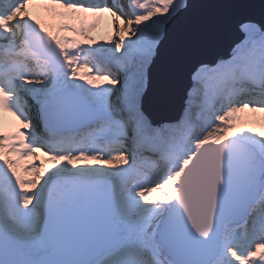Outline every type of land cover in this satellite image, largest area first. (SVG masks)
Here are the masks:
<instances>
[{"label":"snow or ice","instance_id":"snow-or-ice-1","mask_svg":"<svg viewBox=\"0 0 264 264\" xmlns=\"http://www.w3.org/2000/svg\"><path fill=\"white\" fill-rule=\"evenodd\" d=\"M0 264H264V0H0Z\"/></svg>","mask_w":264,"mask_h":264},{"label":"rangeland","instance_id":"rangeland-1","mask_svg":"<svg viewBox=\"0 0 264 264\" xmlns=\"http://www.w3.org/2000/svg\"><path fill=\"white\" fill-rule=\"evenodd\" d=\"M94 19H98L100 21V23L98 24L97 29L94 32H92L90 34V36H91V38H93L97 42L103 43L105 40L111 38V33H112V23L111 22H112L113 18L109 17L107 13H104V14H101V16H99V17H92V16L86 17L85 23L91 22ZM118 23L119 22H117V24ZM73 26L78 28L80 26L79 22L73 23ZM62 35H68L74 39H80L79 37L72 36L71 33H62ZM241 116L247 120L248 118L253 117V114L244 113V114H241ZM255 119L258 121V119H259L258 115L255 117ZM5 120L8 122L9 130L13 129L16 126V122H15V120H13L12 117L5 116ZM33 163L36 164L37 166L43 164V166L45 168H51V162L47 161L46 158L39 156V154L37 155V159L34 161L31 159H28V160H23L20 162L21 167L29 165V164H33ZM97 166L106 167L104 165H97ZM21 175L24 179H30L31 178L30 174H25L22 172Z\"/></svg>","mask_w":264,"mask_h":264},{"label":"water","instance_id":"water-1","mask_svg":"<svg viewBox=\"0 0 264 264\" xmlns=\"http://www.w3.org/2000/svg\"><path fill=\"white\" fill-rule=\"evenodd\" d=\"M219 2V0H209V3H217ZM251 2L255 5V9L258 12L259 11V7H260V0H251ZM211 13V10H210ZM217 23L216 17L213 15H209L208 20H207V24L209 27V30L211 31L215 25ZM228 51V41L224 40V41H220L216 44H214L213 46V53L214 54H218V55H226Z\"/></svg>","mask_w":264,"mask_h":264}]
</instances>
